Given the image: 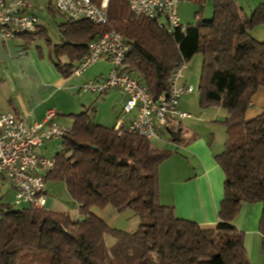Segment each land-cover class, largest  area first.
Masks as SVG:
<instances>
[{"label": "trees", "instance_id": "trees-1", "mask_svg": "<svg viewBox=\"0 0 264 264\" xmlns=\"http://www.w3.org/2000/svg\"><path fill=\"white\" fill-rule=\"evenodd\" d=\"M213 5L211 20L197 15L196 23L169 33L160 26L163 19L135 15L128 0H110L107 25L64 15L57 43L47 39L46 44L55 66L69 78L92 41L106 32L120 34L131 48L122 71L155 100L169 93L182 63L202 59L200 105L228 113L224 150L215 157L224 174L217 225L203 228L176 217L172 206L161 203L159 167L178 149L156 147L138 135L96 124L86 109L70 115V133L60 140L55 169L46 176V183L65 184L82 219L30 205L1 204L0 264H252L243 233L233 226L243 203L263 206L259 231L264 254V109L246 119L253 97L264 88V41L252 36L264 25V2L250 15L236 0H213ZM54 9L59 12L55 4ZM46 36L38 23L34 32L14 39L29 46ZM169 126L171 140L185 143L180 126L177 132ZM108 208L137 217L138 230L124 231L93 212Z\"/></svg>", "mask_w": 264, "mask_h": 264}, {"label": "built area", "instance_id": "built-area-1", "mask_svg": "<svg viewBox=\"0 0 264 264\" xmlns=\"http://www.w3.org/2000/svg\"><path fill=\"white\" fill-rule=\"evenodd\" d=\"M181 0H128L130 10L138 16L164 22L169 33L185 30L178 14ZM35 0H0V36L10 41L17 35L32 33L38 25V17L32 11ZM110 0H54L56 9L73 20L86 19L95 25L109 22ZM165 24V25H164ZM131 48L124 38L114 32H106L92 41L88 53L77 64L73 76L81 77L101 58L113 62L114 69L106 77L86 81L80 88L83 92L104 95L118 91L125 97L123 113L134 115L128 126L121 121L115 130L127 132L147 140L159 139L169 124L191 119L192 115L179 110L184 94H193L195 87L184 82L188 69L182 63L170 81V90L155 100L145 86L122 71V64ZM134 113V114H133ZM57 112L49 109L41 122L27 125L12 112L0 113V184L8 181L14 190L16 206L30 205L46 209L48 194L46 176L55 169L53 157L39 153L47 142L61 140L70 133V128L57 122Z\"/></svg>", "mask_w": 264, "mask_h": 264}, {"label": "crops", "instance_id": "crops-1", "mask_svg": "<svg viewBox=\"0 0 264 264\" xmlns=\"http://www.w3.org/2000/svg\"><path fill=\"white\" fill-rule=\"evenodd\" d=\"M37 4L38 0H35L32 11L37 7ZM243 10L248 15L253 11H246L245 8ZM252 36L263 42L264 25L256 28L252 32ZM16 39L4 41L0 36V113L12 112L27 125H31L41 122L46 112L49 109H54L58 114L57 117H65V119L57 118V122L71 128L73 119L70 115L80 111L81 107H88L92 100L87 98L76 99L73 94L65 91V89L73 88L75 90L77 87L79 90L81 85L88 80L82 78L79 82H74L71 80L73 76L65 78L55 66L53 57L51 53L49 54L51 52L49 48V52L44 56L43 50L32 51V48H29L23 40H20L18 45H11L10 43ZM67 59V57H62L61 62H67ZM201 64L202 59L200 58L192 67H188L184 79L185 83L188 82L190 74L199 75ZM101 77L104 76L95 79ZM102 96L105 97L103 103L113 105V115L111 114L110 120L106 117H104L106 120H100V125H113L112 127H115L118 122L122 121L124 127L128 126L134 115H126L125 119L119 120L123 112L125 97L118 91H111ZM186 101V99H183L179 110L188 113L185 110L188 107ZM178 108H180V102ZM263 109L264 88H260L251 101L246 119L250 120L256 117L262 113ZM192 118L195 117L192 115ZM177 124L182 129L181 121ZM172 126L174 132H177L178 129H175V123H172ZM166 131L169 132V128L159 135V139L164 137ZM169 134V141L173 149H178V152L165 160L159 167L160 201L163 205L172 206L176 217L185 218L186 220L191 219L206 229L214 228L219 221V206L224 197L223 171L208 152L206 145H204L203 154L207 156L200 158L195 150L196 144L193 143V138L185 137V132H183V137L187 140H185V143L180 144L173 142L171 133L169 132ZM47 144L38 151L42 155L48 156ZM168 172L170 178L172 177V184L171 186L168 185L167 189L164 175ZM7 199L10 203L4 202ZM13 203L14 190L8 181H4L0 184V205ZM262 210L261 203H243L233 221L235 229L243 233L244 245L252 264H264L263 237L259 231ZM93 212L106 221L109 218L112 219L109 220L112 221L110 222L112 226L119 223L120 216L116 220H114L116 217L112 218L116 214L114 211L94 210ZM123 216L128 218L129 213Z\"/></svg>", "mask_w": 264, "mask_h": 264}, {"label": "rangeland", "instance_id": "rangeland-1", "mask_svg": "<svg viewBox=\"0 0 264 264\" xmlns=\"http://www.w3.org/2000/svg\"><path fill=\"white\" fill-rule=\"evenodd\" d=\"M54 0H38L37 7L34 9V14L38 17V23L46 30V37L36 38L35 41L30 43L29 48H32V51L43 50L44 56L46 55L48 50V46L46 44V40H52V43H57V39L59 37L60 31L59 27L66 22L67 18L64 14L57 12L54 9ZM237 4L240 8H245L247 11L254 10L259 4L263 3L261 0H236ZM50 8V10H49ZM178 14L181 19V23L183 25L193 24L197 22V15L201 16L203 20H211L214 16V5L213 0H205L204 3H200L198 0H181L178 5ZM20 39H16L12 41L11 45H18ZM23 44V42H21ZM52 52H49V54ZM199 60L200 57H195L191 63H189L188 67H192L195 62ZM66 61V59H64ZM114 69V64L111 61H108L105 57L101 58L96 64L89 67L83 77L73 76L71 78L74 82H79L82 78H86V80L95 79L100 76H108L111 71ZM200 72V71H199ZM190 74L188 77V84H192L195 87V92L192 95L184 94L181 99H186L188 107L185 110L193 115L195 118L187 119L181 121V127L185 132V137H189L190 139H194L196 144L195 150L198 153L197 155L201 157H206L207 155L204 153V145H206L208 152L213 156L212 158L215 160L216 155L222 153L224 150L225 142H226V129L223 124V121L228 116L227 111L218 106L202 108L200 105L199 99V79L200 73ZM82 86V85H81ZM65 91L74 95L76 99H91L92 102L88 107H81L80 111L75 114H79L86 109H91L90 114L94 123L100 125V120H106L104 117L110 120L113 105L111 103H103L105 97L101 95H95L87 92H83L82 90H78L76 87L75 90L73 88H66ZM65 93V92H64ZM181 99H180V108L181 109ZM134 114V113H133ZM113 115V114H112ZM126 114L122 112L119 117V120L125 119ZM131 116V115H127ZM59 119H65L63 116L57 117ZM122 122V121H121ZM104 125V124H103ZM175 129H179V125L175 123ZM107 126V125H104ZM113 126V125H112ZM107 126V127H112ZM170 134L169 132H165L164 137L160 139L152 140V145L156 147H163L166 149H173L172 144L169 141ZM48 143V144H47ZM48 145V153L49 157H53L55 153L60 149V140H53L47 142ZM217 163V162H216ZM168 174L164 175V180L166 181V187L168 189V185L171 186L172 177L170 178ZM223 188H224V179H223ZM46 191L48 194L46 209L56 211V212H65L70 214V216L77 220L82 219V217L78 213V207L71 199L65 184L63 182H56L54 180H49L46 183ZM4 202L10 203V201L5 200ZM14 205V203H13ZM107 211H114L111 208H108ZM116 213V212H115ZM124 215V214H123ZM123 215L115 214L112 218L120 216V220H118L119 228L134 233L138 230L140 225V220L137 217L130 215L128 218H124ZM185 219V218H183ZM112 219H107V222ZM193 221L191 219H187ZM109 221L108 223L110 224ZM112 239L107 237V244H111Z\"/></svg>", "mask_w": 264, "mask_h": 264}]
</instances>
